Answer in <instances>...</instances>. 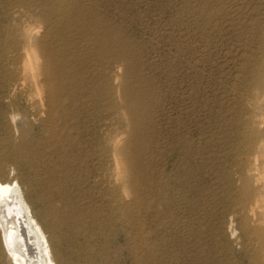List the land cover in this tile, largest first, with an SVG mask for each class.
I'll use <instances>...</instances> for the list:
<instances>
[{
    "label": "rangeland",
    "instance_id": "obj_1",
    "mask_svg": "<svg viewBox=\"0 0 264 264\" xmlns=\"http://www.w3.org/2000/svg\"><path fill=\"white\" fill-rule=\"evenodd\" d=\"M14 1L0 0V39L2 31L13 24L12 19H9L11 18L9 13L21 9L24 11L26 8L25 11L33 10L32 14L35 15L46 3V0L15 1L19 8L17 4L11 6ZM75 1L72 0V3L76 4ZM77 1L79 4L76 5L82 8V11L89 7V10L93 9L109 24L114 25L132 48L129 50V58L133 64L132 68L135 67L134 70L123 72L115 59L107 57L110 59L105 60L111 66L117 62V65H113L115 68L113 67L114 71L111 72L112 79L119 82L124 76V82L129 83L128 86L137 85L141 92L144 91L148 109L145 111L146 119L138 125L141 150L144 152L141 153L142 160L139 162H142L139 164L141 167L143 165L142 168L145 167L144 171L149 177L148 184L154 186L152 191H157L158 180L161 184H166L167 202L158 205V197L154 193L145 192L141 193L140 206L132 209L129 215L123 216L120 212H115L114 208L120 201L129 203L131 197L128 194H121L118 190H115L114 194H109L112 189L110 185L102 182L101 171L98 169L99 161L95 157L96 153L98 156V152L88 148L87 144L83 150L89 156L85 157L86 154L81 151L87 164L83 160L84 164L81 163L80 168L77 167L78 170L60 166L57 160L58 150L53 151V154H50L49 150L43 152L42 158L46 157L44 160L48 164L36 165L40 169L28 165L16 155H9L8 163L10 168H14L20 191L26 197L33 215L47 236L53 253L56 256L61 253L60 257L64 255L66 264H259L257 258L264 257V244L261 243L264 238V169H260L254 175V186L261 192L257 202L260 206L257 208L258 215L249 214L251 226L244 229L242 225L244 217L237 210L240 208L238 188L242 182V174L239 162L243 149L239 142V134L246 129L240 125L237 116L242 112L246 116L250 115V109L256 106L254 107L258 114L256 119L260 132L264 133V73H261L264 69H260L264 67V0ZM40 3H44V6H40ZM83 12L85 14V11ZM27 17L22 18L23 24L38 26L42 30L45 28L40 21ZM69 34L72 37L76 33ZM69 34V37L65 35L67 40L70 38ZM76 35L70 38L69 42L72 41L70 43L74 49L76 46L80 47L76 49L82 53L81 56L88 55L87 49L94 52L93 49H89L93 46H88L84 39L80 36L77 38ZM7 49L2 51L0 48L1 96H6L7 93L6 70H10V74L14 73L10 58L13 52L9 49L10 53H7ZM27 50L21 64L28 61L33 66L35 62H41L35 48ZM84 50L87 52L84 53ZM92 52L90 51L89 58L86 56L82 60V57H79L80 60L75 61L80 65L78 71L83 69L79 72L81 78L79 77L78 82L81 84L78 85L81 87L75 94L74 103L82 129L79 132L82 134L79 135L81 140L98 134L105 118H108L106 119L108 121L111 117L113 118L110 121L115 119L114 113L111 114L109 110L105 113L107 105L103 97H97L95 100L93 97L83 96L88 91L85 87L86 76L91 75L92 80L94 78L95 86L99 84L97 81L99 82L101 78L97 73H94L95 76L98 75L96 77L92 75V69L98 67L97 63H100L99 60L96 61ZM258 63L262 64V67L258 66L260 65ZM74 67L77 69V66ZM38 71L37 67H25L18 69L17 72L20 74L23 72L30 80V75ZM130 71L133 72L130 74ZM7 96L0 101L2 102L0 110L11 113L5 105L9 101L13 102L18 110L17 112L14 110L16 115L19 111H25L30 136L35 140L42 139L43 128L40 123L33 122L32 109L29 107L27 97L12 91ZM251 96L252 98L255 96V101H251ZM242 99L245 102L243 106ZM251 105L253 106L250 107ZM18 117L20 116H16V119ZM61 123L62 120L56 121L55 126L60 128ZM15 124L20 127L19 119L15 120ZM82 124L86 127H82ZM87 127H92L95 134L89 135L85 130ZM9 132L18 135V132L8 129L0 119V139L6 137ZM260 146H264V142ZM90 151L96 153L92 154ZM116 160L119 168L117 169L126 175L127 170L122 156L117 155ZM260 160L264 161V154H260L257 163ZM50 165L53 171L56 168L55 172H58L59 178L64 175L62 173L65 169L70 174L68 178H60L62 182L59 181L57 187H53L58 192L48 183L50 178L54 179L50 172L45 170L49 169ZM57 167L62 171L59 172ZM52 189L55 193L51 191ZM113 197L115 200H111ZM146 200L154 208H144ZM150 200L155 203H151ZM71 206H76L78 212L75 208L71 210ZM49 207L59 211L66 210L67 213L73 211L74 214H78L80 210L84 212V216L81 215L82 227L78 231L87 232L88 240L82 236L72 235L73 231L70 234L68 231L71 230L66 226L55 229L51 217L44 211ZM79 207L82 209H77ZM86 209L87 211H84ZM96 215L102 219L110 216L107 218L111 221L110 226L96 230L99 227ZM258 220L260 225L259 223L256 225ZM90 223L94 224L92 228L89 227ZM95 230L96 235L90 232ZM2 231L0 228V235ZM17 239V243L20 244L21 237ZM78 245L81 246L80 249ZM87 246L89 251H86ZM148 251L154 255L151 256ZM56 262L63 264L60 258H56Z\"/></svg>",
    "mask_w": 264,
    "mask_h": 264
},
{
    "label": "bare ground",
    "instance_id": "obj_2",
    "mask_svg": "<svg viewBox=\"0 0 264 264\" xmlns=\"http://www.w3.org/2000/svg\"><path fill=\"white\" fill-rule=\"evenodd\" d=\"M15 1L19 2L21 0H15ZM15 1L11 3V6L17 4ZM75 2L76 4H79L77 3L78 2L77 0ZM43 4L44 3L42 4L40 3L39 5L41 6ZM76 4H73L72 0H46L45 7L43 8L41 7L42 9L39 12H37V14L35 15L32 14L33 10L25 11L26 8L24 11H21L22 9L14 10L15 11L14 13L13 12L9 13V16L11 17L9 19L10 20L12 19L11 21L13 23L12 26L10 28L4 29L1 34L2 35V38L0 39L1 50L5 51V48L7 49L9 47L7 49V53H10L8 52L9 49H12L13 52V54L10 55V58H11V68L14 69L13 71L14 73L10 74L9 73L10 70H6L7 73L6 84L8 86L6 85L5 88L7 93L6 96L0 95V101L3 100V97L7 98L8 97L7 94H9L10 91H12L13 93H18L20 95L26 96L29 102V107L30 109H32L31 118L33 122L41 124L45 138L43 136L42 138L43 140L42 139L35 140L30 136V132L26 125L27 116L25 115V111L23 112L19 111V114L16 115L14 113V110L16 112L18 110L16 109L15 104L13 102L9 101L5 105V108H9L11 110V113L9 112L6 113L0 110V119L4 122L6 127L8 129H12L13 132H18V135L9 132V134L6 135V137L0 139V228L3 230L0 235V264H57L56 258L57 259L60 258L63 264H66L64 261L65 258H63L65 257L64 255L60 257L61 253L58 254L57 256L56 254L53 253L47 236L45 235L40 224H38L35 216L33 215L26 197L22 195L20 191V186L17 183L16 177L14 175V168L13 167L10 168V164L8 163L9 155H16L22 158L23 160H25V162L28 165L30 166L34 165L36 167V165L38 166L41 163L43 165L48 164V162L46 163L45 162L46 160H44L46 157L42 158L43 152L49 150L50 154H53V151L57 152L58 150L59 157L58 156H57L58 158L56 157L57 160L60 162V164L59 162L58 164L60 166L63 165V167L66 169L67 168L76 169L77 167L80 168L81 163L84 160L83 159L84 157L82 156L81 153L83 152L84 154H86L85 157L89 156L87 155V153H85V150H83L86 148L84 146H86L87 144L88 148L94 149L96 152H98V156H97L96 152L95 154L93 153L94 151L92 152L90 151L92 154H95L96 159L99 161L98 169L101 171L102 182L105 183L107 186L110 185L112 189L109 191V194H114L113 192L115 190H118L121 194H128L131 197L129 203L125 202L124 200L120 201L117 207L114 208L115 212L118 211L123 216L129 215L132 209L134 210L136 206L138 205L140 206V202L142 201L141 193L144 194L145 192L154 193V195L158 197L157 200L158 205L167 202L165 200L166 184L163 183L162 181L161 182L163 184H161L160 181L158 180L157 191L156 190L152 191L154 186L152 184H148L149 177L146 175L144 171L145 167L142 168L143 165L141 167V165L139 164L142 162V161L139 162V160H142L141 153L143 151L141 150L142 148H141L140 133H139L140 131L138 125L141 121L146 119L147 115L145 111L146 109H148V105L146 104L147 98L144 96V91L141 92L140 88H138L137 85L128 86L129 83L126 84L124 82L125 80L123 79L124 76L122 77V81L119 82H117L115 79H112L111 76L112 75L111 72L114 71L113 67L117 65L116 64L117 62L119 63L120 69L124 70L123 72L125 71L127 72L128 70L133 69L132 61L129 58V52H130L129 50H132V48L126 42L127 40H125L123 36L118 32L117 28L114 27V25L109 24L103 18V16H100L99 14L95 13L93 9L89 10V7H87L86 10H83L85 11L84 14V12L81 10L82 8H80ZM39 5L38 7H40ZM18 7L20 8L19 5ZM14 9L16 8L14 7ZM23 17H27L31 19L34 18L35 20H38L42 24H44L45 28L42 30L38 26L31 27L28 23L23 24L22 23ZM70 32H74L78 34V36L75 34L77 38L80 36L82 39L85 40V43H87L88 46L91 47L93 46L92 48L89 47V49H93L94 52L90 50L92 52V55L95 56L96 61L99 60L98 62L101 63V64L97 63L98 67H96L95 69L91 68L93 72V73L91 72L92 75H94V73H97L101 76L100 78V80L102 79L101 82L100 80L99 82L97 81V84L98 83L99 84L95 86L93 82L94 78L92 80L91 75L89 77V75L87 74L88 75L86 76L87 78L85 77L86 78L85 87L88 88L87 91L88 95L87 93H85L83 96H87V97L90 96L89 98L93 97L95 100H97L96 99L97 97H103L104 98L103 100L106 101L105 103L107 105L106 108L107 112L105 113H108L109 110L111 114L112 113L115 114V119H113V121H110L112 120L113 117H111V119L109 118V121L106 120L108 118H105V120L101 124L102 127L100 126L101 128L98 130V132L96 130V132L98 133L96 135H94L95 131L92 127L85 128L86 132H88L89 135H94V136L89 137L88 133H86L89 138H86L84 136L85 139L84 140L82 139L83 141L80 139L81 137L79 136L82 135L79 133L80 130L82 131L81 126L79 125L80 122L79 114L74 108V103L76 101L75 94L77 90L81 87L79 86L81 82L80 84L78 82V80H80L81 78L79 72L83 71V69L80 70L79 67L80 71H78V66L80 65L76 64L77 62L75 61H77L78 59L80 60L79 57H82V60L85 59L84 57L86 56L88 57L90 51L87 49L88 55L84 57L83 55L81 56L82 53L78 52V49H76L77 46L74 49L73 45L71 44L72 41H70L71 43L69 42V40H71L70 38L75 36L73 35L71 37V34H69ZM67 33L70 35L69 40H67L65 37V35L69 37ZM129 47L131 49H129ZM28 48H35L38 51V56L41 58L40 63L35 62L34 65L32 66L27 61L25 64H21L23 57H26L27 54L26 52L28 51L27 50ZM77 48L80 47L78 46ZM87 51L84 50V53ZM107 57L115 59L117 62L116 63L114 62L115 64H112L111 66L108 63V61L105 60ZM84 61L82 62L85 63ZM78 63H80V61ZM74 66H77V69H75ZM258 66L262 67V64ZM25 67L28 68L37 67L39 71L30 75L31 79L28 80V78L24 75L23 72L21 74L17 72L18 69H24ZM260 69L262 70L264 69V67ZM117 71L119 73V70ZM137 71L134 72L136 73ZM88 72H90V70ZM132 72L133 71H130V74ZM97 74L96 76H98ZM96 76L94 75V77ZM125 77L127 76L125 75ZM128 78H126V80ZM243 99L241 102L242 106L245 104ZM249 99H248L249 102L255 101V96L253 98L251 96V101ZM0 103H1L0 105H2V102ZM247 104H248L247 108H249V103ZM250 104H252V102ZM252 106L253 105H251L250 107ZM254 107L250 109V115L246 116L245 113L242 112L237 116V120L240 123V125L241 126L243 125L246 129V131L241 132L239 134V142L243 149L241 150L240 153L242 157H241V161L239 162L240 174H242V182L240 187L238 188V194H239L238 203L240 205V208L239 210H237L239 211V214L242 217H244L242 223L244 229H247L248 227L251 226L248 215L249 214H251L252 216L258 215L257 208H259L260 206L257 205L258 204L257 202H258V197L261 195V192L260 189L254 186V175L255 172L259 171L260 169H264V161L260 160V162L257 163L260 154H264V146H260V144L264 142V133L260 132L261 130L259 128V122L256 119L258 114L255 112ZM16 116H20L17 118L21 122L20 127L19 126L17 127V125L15 124V120H17ZM108 116L110 115L108 114ZM60 120H62L61 126L60 128H57V126H55L56 121H60ZM82 127H86V126H83L82 124ZM40 133L41 132H39V134ZM47 154L50 156L49 152ZM117 155H121L123 158V162L127 170L126 175H123L118 170L119 169L118 161L116 160ZM41 158L43 159V161ZM49 159L51 160L52 158L50 157ZM84 162L87 164L85 160ZM47 167L49 166H44V168ZM88 167H90V165ZM114 167H116L115 171H114ZM78 168L76 170H78ZM66 169L64 173H62L64 175L63 176L61 175L63 178L66 177L68 178V175H70ZM45 170H48L51 176L54 178L53 180H51V178L49 179L48 181L49 185L52 188L53 187L56 188L57 185L59 184V181H61L60 178L62 177L59 178L58 172L57 173L55 172L56 168L53 171L51 165L49 169L47 168ZM58 170H60V168H58ZM61 171L62 170H60L59 172ZM71 177L73 178L72 175ZM53 189L51 191H53ZM54 190L57 191L56 189ZM103 194L100 195L103 196ZM46 197L49 200L48 198L49 195ZM112 199H114V197L111 198V200ZM153 202L155 203V201L152 200L151 203ZM48 203L50 204V201ZM144 205H145L144 208L153 207V205L150 206V202H148V200H146V203ZM75 207H72L71 210H73V208ZM77 209L80 210L82 208L79 207ZM110 210L111 212L114 213L111 207ZM44 211L47 216L51 217L52 220L51 219L50 220L52 221L53 227L55 229L66 226L71 230L68 231L70 232V234L73 231L72 235L75 234L76 236H82L86 239L89 236V234H87V232L85 233L84 230L78 231L82 227L81 215L84 216L83 214L84 212L82 213L81 210L80 211L82 214L80 213V211L78 214H74L73 211H71L72 213L71 212L67 213L66 210L59 211V210H55L54 207H49ZM84 211H87V209ZM103 211L106 212L105 209ZM97 212L98 211H96V213ZM91 214H92L91 216H93V213ZM95 217L99 221L97 222L99 227L96 230H98L99 228L101 229L103 227L110 226L109 222L111 221H108L107 219L110 216H107V218L105 216V218L103 219L98 218L97 215ZM84 220L83 223L86 221ZM258 223L260 225L259 220L256 222V225H258ZM90 224L91 226L89 225V227L92 228L94 224L93 223ZM96 230L90 232L94 233L96 232ZM57 231L60 232V230ZM98 232L100 233V230ZM94 235L96 234L94 233ZM17 237H21L20 244L17 243L18 240ZM74 238L75 237H73V239ZM56 239L58 240L57 237ZM104 243L106 245V242ZM261 243L264 244V238H262ZM105 245L103 246L105 247ZM79 246L80 245H78V247ZM132 247L134 246L132 245ZM132 247H130V249ZM142 249L143 248H141V250ZM84 250H86V248ZM103 250L105 251V249ZM86 251H89L88 246ZM143 251L147 252V250H143ZM82 253L84 254V252ZM106 253L107 252H105V254ZM153 255L151 253V256ZM88 258H92V257H88ZM257 260L259 264H264V257L260 258L259 256Z\"/></svg>",
    "mask_w": 264,
    "mask_h": 264
}]
</instances>
